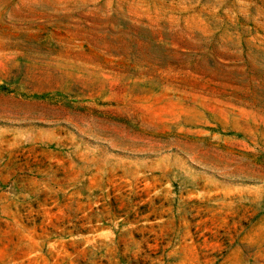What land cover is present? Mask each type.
I'll list each match as a JSON object with an SVG mask.
<instances>
[{"label": "rangeland", "instance_id": "rangeland-1", "mask_svg": "<svg viewBox=\"0 0 264 264\" xmlns=\"http://www.w3.org/2000/svg\"><path fill=\"white\" fill-rule=\"evenodd\" d=\"M0 264H264V0H0Z\"/></svg>", "mask_w": 264, "mask_h": 264}]
</instances>
